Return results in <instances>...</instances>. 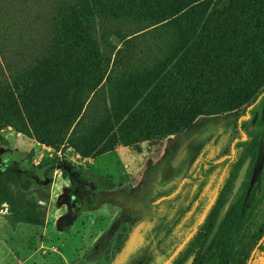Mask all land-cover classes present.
Wrapping results in <instances>:
<instances>
[{"label": "trees", "instance_id": "trees-1", "mask_svg": "<svg viewBox=\"0 0 264 264\" xmlns=\"http://www.w3.org/2000/svg\"><path fill=\"white\" fill-rule=\"evenodd\" d=\"M27 30L35 34L31 45ZM15 33L28 49L18 61L25 65L14 66L7 56ZM263 45L264 0H0V60L14 77L9 107L3 108L36 143L70 148L83 159L99 157L118 144L180 134L202 115L248 102L264 84ZM172 157L160 170L162 178ZM247 161L244 180L215 230ZM59 163L35 165L32 152L0 148V205L7 206L12 225L44 221L47 182ZM236 163L172 264L190 258L192 264L252 263L259 239L241 259L237 252L258 164L256 137ZM97 204L90 198L83 206ZM156 247L161 253V244Z\"/></svg>", "mask_w": 264, "mask_h": 264}, {"label": "rangeland", "instance_id": "rangeland-1", "mask_svg": "<svg viewBox=\"0 0 264 264\" xmlns=\"http://www.w3.org/2000/svg\"><path fill=\"white\" fill-rule=\"evenodd\" d=\"M21 21L27 24L24 18ZM25 33L31 45L35 34ZM14 38V46L7 45V56L17 62L14 66L25 65L21 62L28 49L21 47L17 33ZM12 88L14 77L0 60V148L32 152L35 165L52 159L60 163L47 182L50 199L41 224L12 225L7 206L0 205V264H172L193 222L212 205L219 182L255 137L259 161L237 256L249 253L259 239L251 264H264V84L245 104L202 115L180 134L118 144L110 153L86 159L70 148L56 150L24 135L20 122L3 108L9 107ZM170 154V167L162 178L160 170ZM247 166L246 162L240 169L215 230L233 203ZM90 198L98 199V204L86 209L83 205Z\"/></svg>", "mask_w": 264, "mask_h": 264}, {"label": "water", "instance_id": "water-1", "mask_svg": "<svg viewBox=\"0 0 264 264\" xmlns=\"http://www.w3.org/2000/svg\"><path fill=\"white\" fill-rule=\"evenodd\" d=\"M192 258H190L187 262H186V264H192Z\"/></svg>", "mask_w": 264, "mask_h": 264}, {"label": "flooded vegetation", "instance_id": "flooded-vegetation-1", "mask_svg": "<svg viewBox=\"0 0 264 264\" xmlns=\"http://www.w3.org/2000/svg\"><path fill=\"white\" fill-rule=\"evenodd\" d=\"M258 161H259V158H258ZM247 163H248V161H247ZM247 168H248V166H247ZM240 171V170H239ZM239 173V172H238ZM238 177V176H237ZM233 190V189H232ZM238 190V189H237ZM237 192V191H236ZM189 260V259H188Z\"/></svg>", "mask_w": 264, "mask_h": 264}]
</instances>
